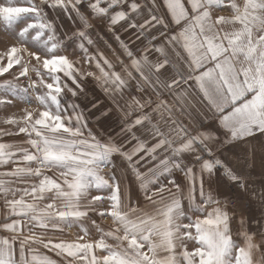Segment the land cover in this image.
I'll return each mask as SVG.
<instances>
[{"label": "rangeland", "instance_id": "1", "mask_svg": "<svg viewBox=\"0 0 264 264\" xmlns=\"http://www.w3.org/2000/svg\"><path fill=\"white\" fill-rule=\"evenodd\" d=\"M241 1L251 3L252 7H256L257 17H263L264 0ZM32 2L40 10V17L37 18L29 14L23 23L13 25L11 29L15 34L16 41L13 43L12 39L2 37L0 56H4L7 52L8 45H14L24 47L29 52L45 58L56 56L62 60L66 56L75 63L71 67L65 68L68 75L60 74L58 83L63 88V92L56 102L51 99V96L55 95L54 93H49L44 88L33 90L29 87L32 80L38 79L33 71L29 72L28 77H19L18 73L21 69L17 65L9 73L0 76V100L8 101L6 104H0V131L5 130V133H11L1 136L0 141L5 145H13L10 152L13 151L16 155L9 154L6 158L11 159L12 162L15 161L17 168L16 177H14L16 191L9 194L10 196L8 195L7 180L9 176H6L7 170H4L0 175V181L4 182L0 183V190L4 194L0 195V239L11 238L14 235L13 232L6 231L2 227L3 223L12 221L17 226L20 224L18 231L22 230L24 235L32 233L39 236L44 234L45 242L51 240L57 243L79 242L84 244L85 242H97L103 237L108 243H115L112 238H109V235L117 226L116 222L113 217L106 214L99 215V213L102 211L107 213L110 208H114L115 197L118 195L122 209L147 208V211L157 214L150 202L145 200V195L149 190L159 189L163 185H167L168 182L166 169L152 168L155 163L153 160L156 159V162L160 160L163 156L162 153H159L158 157V154L153 155V152L148 151L158 141V137L146 125L139 126L145 128L142 133L138 129L134 130L137 132L135 139H131L129 133L125 131L130 120L139 114L134 113L128 119L124 118L128 111V102L133 97L142 98L148 95L147 93L151 91L147 90L156 85L152 80L141 82L135 71L132 72L131 78L127 79L125 76L127 79L125 86L119 91H116L115 88L106 91L105 89L111 88V85H102L91 76L81 78V74L87 71L99 75L97 65H104L111 71V66L106 63L105 57L116 65L115 71L121 72L122 75V65L118 61L122 60L125 65L129 63L115 40L113 32L107 30L110 16L88 18L87 11L83 10L85 6L81 4L79 6L75 0H70V4L69 0H64V8L49 7L41 0H32ZM4 4L20 5L21 9L17 11L21 12L28 11L30 8L29 0H4ZM75 7L77 9H74ZM227 12V9L223 7L215 11L213 15L224 17ZM41 21L48 25L46 30L34 28L26 36L21 37L20 32L27 23L36 22L39 25ZM114 32L119 34L121 41L130 44L131 49L137 55L149 44L159 43V38H156L154 42L151 40L142 42V34L125 24L116 25ZM215 32L218 34L232 33L227 29L222 32L216 29ZM35 37H39V39ZM151 37V39L154 38ZM132 41L135 42L132 43ZM230 41H233L229 43L230 49L233 51L237 48L238 43L235 38H230ZM54 45L55 49L50 50ZM19 55H21L22 62L27 63L30 69L36 64L34 59L29 60L27 52ZM4 62H6V58ZM6 82H12V87H4ZM154 89L158 91L156 88ZM149 95L154 104L159 101L155 92H151ZM37 96L44 97V105L39 103ZM44 106L53 114L61 116L66 129L54 135L44 130L45 136L57 141L58 149L70 145V148L62 152L57 151L56 155L61 158L59 163H46L40 151L28 143L30 139L39 141L40 137L34 133L29 136L18 132V127L23 126V122L20 125L5 123L8 118L20 119L26 114V110H44ZM147 110L145 109V111ZM154 123L155 117H153ZM138 142L145 146L137 156L133 157L132 162L138 172L129 167V162L118 153L111 156L110 162L104 157L93 159L97 151L103 152L102 147L99 149L95 147L97 144L109 143L117 147L123 145L121 151L127 152ZM65 156L67 159H64ZM141 156H144L143 160H140ZM32 157L36 158L35 161L31 159ZM1 158L3 157L1 156ZM136 160L140 162L135 164ZM27 170H32L30 175ZM37 171H40V175L36 174ZM167 187L172 190V193H175L174 196L165 193L167 203L178 205V211L172 217L171 227L167 230L172 232L171 241L175 245L177 259H180L184 255L181 245H186L188 253L194 250L199 251V249L195 245L194 234L191 232L192 219L185 217L188 204L180 199L182 195H179L178 190L175 191L173 186L167 185ZM33 188L37 189L36 196L32 195ZM41 195L46 198L39 199ZM100 196L103 197L102 200ZM5 201L9 203L6 205ZM29 203H36L39 208L46 209L54 215L45 218L44 226L41 227L35 224L34 213L12 214L11 208L14 212L27 211L26 204ZM49 204H52L53 207L48 208ZM229 205L237 213H243L250 209L248 202L237 194L232 196ZM159 207L164 208V205L161 204ZM80 213L87 214L78 219L74 218ZM60 215L65 218H56ZM157 218L163 227L165 217L162 214H157ZM186 224L190 225L188 229L183 227ZM185 232L191 233L190 239L187 237L182 239ZM81 236L84 239L78 240V237ZM29 247L36 253L30 251ZM95 254L99 256L105 253L96 250ZM32 255L39 259L45 258L43 256L52 260L61 259L42 245H29L24 251H21L17 239L12 248L11 264H29ZM206 262L204 258L197 264H206ZM60 264H64V262L61 260Z\"/></svg>", "mask_w": 264, "mask_h": 264}, {"label": "crops", "instance_id": "2", "mask_svg": "<svg viewBox=\"0 0 264 264\" xmlns=\"http://www.w3.org/2000/svg\"><path fill=\"white\" fill-rule=\"evenodd\" d=\"M103 2L111 3V0ZM118 2L122 3L123 0ZM136 2L140 5L138 13H131L128 19L117 25H141L151 16H163L170 25L169 31L183 32L184 42L189 47L197 45L199 56L196 58L185 55V49L180 45L168 47L170 58L175 61V66L170 67L169 72H174L176 67L186 74L189 61L195 59L197 63L201 60L206 64L213 61L215 65L221 66L220 72L223 73L217 79L220 93L224 96V102L219 105L210 103L195 89L188 90L180 85L174 93H170L166 89L160 90L152 80L156 86L150 83L152 87L147 91L153 92L156 88L169 103H173V95L179 98L180 103L173 113L175 119L190 133V136L180 138L175 132L176 125L165 117L161 128L157 129L165 134L157 140L168 139L173 147L165 151V144L156 149L153 155L158 154L159 157V153H162L163 156L157 162L153 160L155 163L152 168L166 169L167 181L172 179L179 186V189L174 187V190H178L179 195H182L180 199L188 204L185 217L192 219L191 232L195 245L205 254L206 261L210 250L206 244L198 242L195 221L211 216L218 221L211 231L216 234V255H222L224 264H264V132H259V125L264 124V5L263 17H257L256 7L241 0H168L169 7H166L165 0ZM11 6L16 11L21 9L17 4ZM223 7L228 11L224 17L213 15ZM0 10H3V5H0ZM83 10L87 11L88 18L95 17L86 7ZM118 10L127 11V5L123 9L113 8L105 16L109 17ZM130 28L137 30L135 27ZM215 28L221 32L227 29L232 33L218 34ZM162 31L164 29L160 25L143 30L142 42H154L159 38V43L155 44L159 45L164 38L160 35ZM12 32L11 28L0 22V40L5 37L16 41ZM151 36L156 38L151 39ZM230 38H235L238 43L233 51L230 49L229 43L233 42ZM12 46L8 45V48ZM208 66L213 67V64ZM138 78L145 82L140 75ZM224 116H227L225 124L235 130L240 139L224 143L229 133L218 124L219 118ZM170 126L173 130L169 132ZM242 126L244 132H241ZM201 134L218 139H209L206 145L195 143L193 150L174 151L187 139ZM1 144L0 141V151L5 145ZM208 149L214 155H210ZM3 158L0 156V159ZM217 158L223 162V166H217L214 172L209 173L202 167L203 160L215 163ZM7 160L6 164L0 163V175L7 170L9 195L16 191L14 177L17 168L15 161ZM2 192L0 190V195ZM234 194L248 202V211L237 213L230 207Z\"/></svg>", "mask_w": 264, "mask_h": 264}, {"label": "snow or ice", "instance_id": "3", "mask_svg": "<svg viewBox=\"0 0 264 264\" xmlns=\"http://www.w3.org/2000/svg\"><path fill=\"white\" fill-rule=\"evenodd\" d=\"M43 3H47L49 7H65L64 0H41ZM77 3L84 5L94 16H105L113 8H121L127 5V11L118 10L110 16L108 31L113 32L115 40L118 42L120 48L122 49L123 55L127 57L129 63L123 64L122 60L118 62L122 65V72H116V65L111 61H108L105 57V61L111 66V71L108 70L104 65H97L100 74L87 71L81 74V78H87L91 76L96 79L102 85H111V88H106V91H111L115 88L119 91L125 86L126 80L132 77V72L135 71L144 80H154L155 84L160 90L166 89L170 93H174L175 89L184 85L186 89H195L201 94L202 97H206L207 100L212 104H222L224 102V96L220 93L219 87L217 85V79L223 73L220 72L219 65H215L213 61H208L204 63L202 60L197 63L195 59L189 61L187 67L188 72L182 73L176 67L174 72H169V68L175 66V61L171 60L168 53V47H174L180 45L185 49V55H191L196 58L199 56V51L196 44H192L190 47L184 42V33H176L169 31L170 25L166 22L163 16H151L149 20L145 21L144 24L136 25L135 23H130L129 27L137 28V31L142 34L143 30L155 28L158 25L162 26L164 31L160 33L163 36V40L159 45L149 44L144 48L139 55L131 49L130 44L121 41L119 34L114 32L115 26L128 19L131 13H138L140 5L136 0H123V2H118V0H111V3L103 2V0H92L91 3L88 0H77ZM70 4V0H69ZM0 5H3V10H0V22H2L7 28H11L13 25L21 24L24 22L25 18L29 14L40 17V10L35 6L32 0H29L30 8L28 11L21 12L16 11L9 4H4V0H0ZM166 7H169L168 0H165ZM178 23L179 21H172V23ZM48 25L44 24L42 21L38 25L36 22L27 23L26 26L21 30V37L26 36L32 29H47ZM43 34V33H41ZM39 39V37H35ZM156 37H154L155 39ZM139 39V36H137ZM135 41H132L134 43ZM91 43V41H89ZM167 45V47H166ZM55 45L52 49H55ZM27 52L29 60L34 59L36 64L30 69L27 63L22 62L20 53ZM102 55V53H101ZM179 56V53H178ZM6 58V62L5 61ZM59 61V62H58ZM75 63L70 61L68 57L58 58L52 56L51 58L41 57L33 52H29L24 47L12 46L10 47L4 56H0V76H3L10 72L17 65L20 66V71L18 73L19 77H28L29 72H35L38 77L36 80H32L29 87L33 90L37 88H44L49 93H54L51 96L53 102L58 100L59 95L63 92V88L59 85L58 80L61 73L68 75L65 71L66 67H71ZM209 64H213V67H209ZM42 69V70H41ZM78 71V70H77ZM127 76V79H125ZM52 81L51 83L49 81ZM4 87L11 88L12 82H6ZM156 96L159 99L158 103L153 102L150 95H146L142 98L133 97L127 104L128 111L125 113L124 118L128 119L129 116H133L134 113H139L130 123L127 125L125 131L129 133L131 139H135L137 136V130L139 132H144L145 128H140L141 125H146L155 136L159 137L164 135L158 128H161V122L168 117L172 120V123L176 125L175 132L180 136V138L190 136L187 129L180 124L178 120L175 119L173 109L180 100L177 96L173 95V103H169L164 100L161 96V91H155ZM37 100L41 105H44V97L37 96ZM8 101L0 100V104H6ZM44 110H26V114L20 119L8 118L5 123L10 125H20L23 122V126L18 127V132L21 134H26L31 136L33 133L40 137L39 141L29 140L28 143L34 148L40 151L42 158L46 163L53 162L59 163L60 157L56 155L57 151H64L70 148V145H65L63 148L58 149V143L54 139H49L44 135V130L50 134H57L61 131H65V126L63 124L60 115L53 114L51 111L47 110L46 106L43 107ZM145 109H148L145 111ZM153 117H155V124L153 125ZM66 119V118H65ZM227 116L220 117L218 120L219 126L229 133L225 136L224 143L229 141H236L241 137L238 136L237 132L229 128L225 124ZM170 126L168 131H172ZM245 129L241 127V132ZM259 132H264V124L259 125ZM4 134H11L10 132L5 133L0 131V136ZM255 134V133H248ZM131 139L128 141L131 142ZM209 139H218V137H208L203 134L192 136L187 139L180 147L174 149L176 152H183L185 150H193V145L195 143L207 144ZM167 144V151L172 148V143L168 139H160L155 145V148L148 149L149 152H154L159 149L162 145ZM97 149L103 148V152L97 151L93 159L104 157L111 159L113 154H120L129 162V167L134 170L133 157L137 156L143 149L144 144L137 143L134 147L129 149L127 152H122V146H115L109 143H103L95 145ZM13 145L6 144L3 146V150L0 151V156L4 159H0V163H7V156L9 154L16 155L15 152H10ZM210 155H214L210 149H208ZM35 161V157L31 158ZM67 159V156L64 157ZM144 156L140 157L143 160ZM140 161L136 160L135 164ZM217 166H223V162L217 158L215 163L211 160H203L202 167L209 173L214 172ZM191 169H189L190 171ZM28 174H31L32 170H27ZM138 172V170H136ZM40 175V171L36 172ZM0 183H4L0 181ZM167 185H172L176 189L179 186L174 183L172 179H169ZM163 185L159 189L149 190L145 195V200L150 202L157 214H162L165 217L163 222V227L161 221L157 218V214L147 211V208L136 209L134 207L122 209L120 197L116 195L115 197V207L110 208L107 213L100 212L99 215H108L113 217L117 226L114 231L109 235L115 243H108L103 237L97 242H85L80 244L79 242H52L48 240L45 242L46 236L28 234L24 235L22 230L18 231L19 225L13 224L11 222H5L2 227L6 231L13 232L14 235L11 238L0 239V264H11V253L13 245L19 240L20 249L24 251L29 245L37 244L42 245L45 249L56 254L60 257V260H52L46 256L45 258L39 259L32 255L29 264H60L62 260L64 264H197L204 260L205 254L202 251H192L188 253L186 250V245H181L184 249V255L177 259L175 254V245L171 241L172 232L170 230L173 214L178 211V205L173 203H167L165 193L169 195H175L172 190ZM32 195H37V189L33 188ZM46 197L41 195L39 199H45ZM169 198V196H168ZM102 200L103 197L100 196ZM6 205L9 203L5 201ZM14 203V202H12ZM163 204L164 208L159 206ZM48 208L53 207L52 204L47 206ZM27 211L14 212L11 208L13 215H27L29 213H34V221L36 225L44 226V219L50 218L54 214L48 212L46 209L39 208L36 203L26 204ZM87 213H80L74 218H79ZM58 219L65 218L63 215L57 216ZM11 220V217L9 218ZM95 223V222H93ZM218 221L214 220L211 216L207 218H197L195 221V231L197 233L198 242L206 244L210 250L208 254V260L206 264H224L222 255L217 257L216 249L218 247L217 241L214 238L216 235L211 231L212 228L216 227ZM185 229H188L190 225H183ZM191 238L190 232H185L183 237ZM84 237H78V240H83ZM30 251L36 253L34 249L29 247ZM101 250L103 255H96L95 251ZM7 257V258H5Z\"/></svg>", "mask_w": 264, "mask_h": 264}]
</instances>
